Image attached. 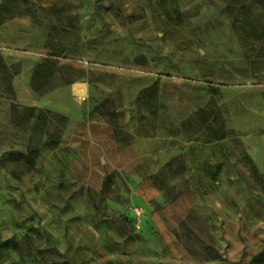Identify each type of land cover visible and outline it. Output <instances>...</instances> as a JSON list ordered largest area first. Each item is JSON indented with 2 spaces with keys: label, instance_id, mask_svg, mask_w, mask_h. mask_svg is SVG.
<instances>
[{
  "label": "rangeland",
  "instance_id": "374dc122",
  "mask_svg": "<svg viewBox=\"0 0 264 264\" xmlns=\"http://www.w3.org/2000/svg\"><path fill=\"white\" fill-rule=\"evenodd\" d=\"M0 3V264H264V0Z\"/></svg>",
  "mask_w": 264,
  "mask_h": 264
},
{
  "label": "trees",
  "instance_id": "16d2710c",
  "mask_svg": "<svg viewBox=\"0 0 264 264\" xmlns=\"http://www.w3.org/2000/svg\"><path fill=\"white\" fill-rule=\"evenodd\" d=\"M15 14H12L9 9V3H0V26L5 23L6 21L10 20L11 18L14 17ZM17 74V71H13L12 67H8L1 56L0 53V80L4 81L5 80H10ZM3 85V84H2ZM7 91L12 93V86L9 83L6 86ZM16 107L12 106V110H15ZM31 112V117L34 119V124L37 125L39 123H44L43 122V114L39 113L37 116H34V109H27V112ZM62 137V131L61 130H55L54 132L50 133L47 138L44 141V145L47 146L48 148L50 147H55L60 143ZM35 161L34 156L32 153L29 155L27 159V164L29 167L33 166V163Z\"/></svg>",
  "mask_w": 264,
  "mask_h": 264
},
{
  "label": "built area",
  "instance_id": "2783aa9c",
  "mask_svg": "<svg viewBox=\"0 0 264 264\" xmlns=\"http://www.w3.org/2000/svg\"><path fill=\"white\" fill-rule=\"evenodd\" d=\"M135 212H136V215H139L140 214L139 210H135Z\"/></svg>",
  "mask_w": 264,
  "mask_h": 264
},
{
  "label": "crops",
  "instance_id": "0c3cea01",
  "mask_svg": "<svg viewBox=\"0 0 264 264\" xmlns=\"http://www.w3.org/2000/svg\"><path fill=\"white\" fill-rule=\"evenodd\" d=\"M23 87H24V89H25L26 85L24 84Z\"/></svg>",
  "mask_w": 264,
  "mask_h": 264
}]
</instances>
